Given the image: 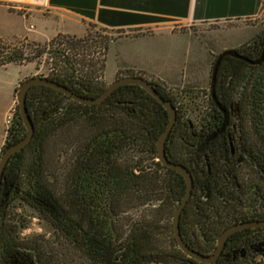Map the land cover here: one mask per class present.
Returning <instances> with one entry per match:
<instances>
[{
  "label": "trees",
  "instance_id": "16d2710c",
  "mask_svg": "<svg viewBox=\"0 0 264 264\" xmlns=\"http://www.w3.org/2000/svg\"><path fill=\"white\" fill-rule=\"evenodd\" d=\"M59 37L62 35L44 44L28 42L24 38L11 47L0 39V67L23 66L50 57L60 63L61 70L40 77L56 81L85 97L98 96L105 87L91 75L76 69L65 49L51 53L50 47ZM79 41L70 42L69 46L76 48ZM263 43L264 31L235 50L239 53L252 50L259 55ZM238 62L232 57L222 58L220 68L223 72L218 73L215 89L222 91L220 80L224 79L226 70L233 69ZM101 63L104 68L105 57ZM125 75L143 77L131 71ZM258 77L264 80V71H259ZM258 86L260 89V84ZM176 89L160 85L157 92L166 98V93L172 94ZM203 89L185 91L194 95ZM111 95L132 101L129 114L125 108L112 107L115 113L113 126L118 127L119 132L111 130ZM111 95L100 104L84 105L47 86L36 85L27 91L26 107L34 125V136L28 146L10 157L2 175L0 264H14L17 245L34 251L41 264H64L45 242L29 240L22 244L19 241V230L26 224H14L13 209L18 201L35 207V213L46 221L59 239L79 250L88 264H204L187 257L176 244L172 225L163 223L169 218L173 221L184 190L179 174L155 162L156 141L166 120L164 107L137 85L121 86ZM50 111L56 114L44 123V116L40 115ZM80 119L87 125L88 135L75 158L81 164L72 162L69 189L64 192L61 186L53 185L57 181L45 170L43 142L52 129ZM125 122L127 134L121 132ZM25 133L16 104L0 152ZM134 156L139 158L135 160ZM261 162L264 164V150ZM79 167L84 174L80 178L81 184L85 187L81 198L77 196ZM235 185L219 189V198L210 199L209 203L201 195H192L179 223L181 238L190 248L205 255L212 254L219 235L228 226L264 220V179L258 177L254 184L243 182L240 188ZM135 204L151 208L142 220H131L125 215ZM159 235L167 236V246L161 244ZM211 264H264V227L246 228L231 235L220 257Z\"/></svg>",
  "mask_w": 264,
  "mask_h": 264
},
{
  "label": "crops",
  "instance_id": "0c3cea01",
  "mask_svg": "<svg viewBox=\"0 0 264 264\" xmlns=\"http://www.w3.org/2000/svg\"><path fill=\"white\" fill-rule=\"evenodd\" d=\"M263 7L264 0H0V15L14 17L8 18L9 21L2 20L0 31L4 32H0V37L27 38L44 43L57 34L80 36L88 25L125 31L126 35L115 40L106 51L105 74L108 61L114 55L117 62L113 80L131 71L167 88L190 91L204 88L209 75L205 67L213 55L218 54L216 50L236 49L242 43L227 48L224 44L218 47V42L213 40L211 48L197 50L194 54L186 53L174 62H167L155 53L132 57L125 52L126 46L137 40V36L146 41L159 36L162 42L160 50L169 42L165 37L193 35L192 30L197 27L259 18ZM32 19H38L47 26L35 37L29 34L34 29L30 23ZM261 33L260 26H256L251 38ZM8 66L0 69L6 70ZM20 79L18 74L8 79L5 113L16 104L14 92ZM4 138L5 133L0 139V150Z\"/></svg>",
  "mask_w": 264,
  "mask_h": 264
},
{
  "label": "flooded vegetation",
  "instance_id": "af4514ba",
  "mask_svg": "<svg viewBox=\"0 0 264 264\" xmlns=\"http://www.w3.org/2000/svg\"><path fill=\"white\" fill-rule=\"evenodd\" d=\"M237 53L246 60L235 58L239 62L234 65L233 69H227L224 73V79L220 80L222 91L215 89L214 86V95L211 94L210 88L202 92L203 96L202 94L198 95L202 96L206 102L203 110L193 108L194 97L192 96H197L195 92L194 95H191L181 89L183 91L180 90L179 95L165 92L166 98L162 96L172 103L175 110V121L165 141L164 153L169 162L181 165L189 172L192 179V189L188 201L192 198V195L195 197L201 195L202 199H208V202L210 199L219 198V189H227V187H232L234 184H236L235 187L240 188L243 182L250 181L254 184L258 177L264 179V164L261 162L262 151L264 150V80L258 77L259 71H264V58L260 63L251 64L247 60L256 61L261 52L259 55L253 53L252 50H243ZM218 54L215 56L217 57ZM216 57L210 63L208 83H210L211 70ZM220 63L217 68L215 85L218 73L223 72ZM117 78L119 77L114 80ZM143 78L155 84L156 91L159 90L161 85L159 82L150 78ZM109 99L111 103L109 112V120L112 124L111 130L119 132L120 129L113 126L115 113L112 107L125 108L124 111L129 114L132 101L130 98L118 97L117 95H111ZM183 99L187 101L186 109H183L181 102ZM165 112L166 120L163 130L169 119L168 112L166 110ZM55 114V111H50L40 116H44L43 122L47 123ZM34 120H36V117H34ZM121 132L123 134L128 133L127 122L123 125ZM75 161L76 164H81L80 160ZM156 161L159 162L157 154ZM72 166L73 164L64 173L61 187L64 192L69 189L68 180L72 172ZM124 170L127 172V168L124 167ZM77 171L79 173L77 196L81 198L85 187L81 184L80 178L84 174H82L81 167ZM179 176L184 183V194L185 179L181 174ZM200 184L204 185L201 186ZM205 194H207L206 197H203ZM17 204L24 205L21 201H18ZM24 206L35 213V207ZM37 216L40 218L39 214ZM19 222L26 224L27 219L16 214L14 224L18 226ZM44 222L46 223V221ZM19 241L25 244L29 240ZM16 249L14 264H41L38 259L39 256L31 249H27L25 246L19 247L18 245Z\"/></svg>",
  "mask_w": 264,
  "mask_h": 264
},
{
  "label": "rangeland",
  "instance_id": "374dc122",
  "mask_svg": "<svg viewBox=\"0 0 264 264\" xmlns=\"http://www.w3.org/2000/svg\"><path fill=\"white\" fill-rule=\"evenodd\" d=\"M8 18L13 19L14 17H8L2 14L0 15V29H2V20L5 22ZM30 23L33 25L34 29H31L29 34L33 37L36 36L37 32L44 31V29L47 28V26L38 19H32ZM256 26H260V30H262V32L264 31V7L259 18L241 22H224L217 25L197 27L192 30L194 32L193 35L177 34L173 37H165V39L169 42L165 46L161 47L160 50L159 48L162 42L159 40V36L155 37V39H153L154 41H146L143 38H140L141 36H137L135 37L137 40L129 43L124 50L132 57H136V55L142 56L143 54L155 53L167 62H174L177 59L184 57L183 55L186 53L194 54L197 50L205 51L204 49L207 47L211 48L213 46V40L218 42V47H223V44L226 45L227 48L231 45L235 46L241 43V45H243L252 37L253 30ZM0 32L3 33L4 31L1 30ZM126 33L127 32L125 31H110L98 26L88 25L85 27V30L80 36L57 34L62 35V37L57 38L54 45L50 47V51L51 53H54L55 51H58V49H65L66 52L71 55L69 59L75 63L76 69H78L82 74L91 75L99 85L106 87L113 81L112 73L116 67L117 60L114 55L110 57L106 74L105 66L103 68L101 60L105 57L108 47L118 38L125 36ZM0 39L4 41L5 45L11 47L24 38L0 37ZM25 39L28 42H33L27 38ZM76 40H81L77 45H75L76 48L74 46H69L70 42L72 44L75 43ZM161 40L164 41L162 38ZM219 49L216 50V53H219ZM215 55H213V57ZM212 59L213 58H211V61ZM44 60H41V62L36 61L34 63H28L23 66L10 64L6 70L0 69V139L3 137L5 130L7 129V125L5 124V115L7 113H5V92L8 85V79L14 78L16 74H18L21 78L14 92L15 99L19 84L25 79L41 75L45 76L51 71L56 72L61 70L60 63L55 62L54 59L47 57V60ZM209 68L210 64H207L205 67L207 75L209 74ZM207 87L208 80H206L204 89L196 91L195 94H197V96L202 94L203 96L202 92H204ZM172 93L179 95L180 89L177 88ZM197 96L193 99V108L195 110H203L206 102L202 96ZM181 102L184 107L183 109H186L185 106L187 105V101L183 99ZM87 135L88 128L84 120H72L67 122L61 128L52 129L45 142H43L42 155L44 161H46L45 170L48 174L53 176L54 180L57 181L53 184L55 187H62L64 173L70 169V165H72V162L75 160ZM2 152H0V157ZM137 158L139 157L134 156L135 160ZM149 209L151 210L148 206L135 204V206H133L132 209H130L125 215H128L131 220H142ZM13 212L15 215L17 214L27 219L26 227L19 230V240H36L42 243L45 242L48 245V248L51 249L55 255H59V258L64 261V264H88L86 258L79 250L77 251L73 249L68 244H65L63 240H60L58 234L44 221H42L36 213L28 209L26 206L16 203ZM163 223L165 226H171L172 218H169V220ZM159 238L161 240V244L167 246V236L159 235Z\"/></svg>",
  "mask_w": 264,
  "mask_h": 264
},
{
  "label": "water",
  "instance_id": "95a60500",
  "mask_svg": "<svg viewBox=\"0 0 264 264\" xmlns=\"http://www.w3.org/2000/svg\"><path fill=\"white\" fill-rule=\"evenodd\" d=\"M230 56L233 58H239V59H244L245 58L241 57L236 50L234 49H229V50H224L218 56L216 57V60L214 62V65L211 70V79H210V92L212 95H214V86H215V80H216V73H217V68L219 63L221 62L223 57ZM264 58V43L262 46V50L260 53L259 58L256 61H250L247 60L251 64H257L260 63V61ZM36 85H42V86H47L50 88H53L62 94L70 97L73 101L78 102L80 104L84 105H95V104H100L103 101H105L117 88L124 86V85H137L144 90H146L157 102H159L164 109L168 112L169 114V119L168 123L165 127V129L161 132L159 137L157 138L156 141V154L158 161L170 168L175 170L177 173L181 174L184 179H185V192L181 198V201L179 202L174 215H173V221H172V228H173V234L175 237V241L179 249L189 258H193L196 261L204 264H211L215 262L221 255L222 250L224 248V245L227 241V239L233 235L234 233L241 231L246 228H259V227H264V220H252V221H244V222H239L236 224H232L225 228L221 234L219 235L217 242H216V247L215 250L212 254L205 255L202 253H199L192 248H190L181 238L180 235V228H179V223H180V215L187 204V201L190 197L191 194V189H192V179L187 171V169L181 165L173 164L169 162L164 153V146H165V141L168 137V134L173 126V123L175 121V110L172 105V103L168 100H165L157 91H156V85L149 82L147 79L140 77V76H134V75H129V76H121L108 84L106 88L96 97L89 98L85 97L79 94L74 93L70 89L66 88L64 85L53 81L49 80L47 78L43 77H30L25 79L23 82L19 84V87L17 89V93L15 95V102L18 106V113L20 115V118L22 120V123L25 127L26 134L25 136L17 141L16 143L6 147L0 157V185H1V180H2V175L4 172V169L10 159L11 156L15 155L16 153L22 151L31 141L33 133H34V127L33 123L31 121V118L29 116L27 107H26V94L27 91Z\"/></svg>",
  "mask_w": 264,
  "mask_h": 264
},
{
  "label": "built area",
  "instance_id": "2783aa9c",
  "mask_svg": "<svg viewBox=\"0 0 264 264\" xmlns=\"http://www.w3.org/2000/svg\"><path fill=\"white\" fill-rule=\"evenodd\" d=\"M16 112V104H14L6 113L5 115V124L7 127L11 124L14 114Z\"/></svg>",
  "mask_w": 264,
  "mask_h": 264
}]
</instances>
